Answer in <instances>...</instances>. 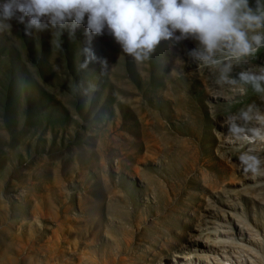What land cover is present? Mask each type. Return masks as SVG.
<instances>
[{
	"label": "rangeland",
	"instance_id": "rangeland-1",
	"mask_svg": "<svg viewBox=\"0 0 264 264\" xmlns=\"http://www.w3.org/2000/svg\"><path fill=\"white\" fill-rule=\"evenodd\" d=\"M11 23L0 264H264V93L240 79L261 74L264 47L204 63L189 38L137 62L83 25Z\"/></svg>",
	"mask_w": 264,
	"mask_h": 264
},
{
	"label": "clouds",
	"instance_id": "clouds-1",
	"mask_svg": "<svg viewBox=\"0 0 264 264\" xmlns=\"http://www.w3.org/2000/svg\"><path fill=\"white\" fill-rule=\"evenodd\" d=\"M13 20L25 25L26 35L52 30L60 36L82 25L89 38L107 33L137 62L148 60L161 42L189 38L199 45L189 54L204 63L222 48L239 59L264 47V31H256L264 28V13L256 14L249 0H0V30H11ZM107 64L101 61L102 70ZM240 79L264 93V69Z\"/></svg>",
	"mask_w": 264,
	"mask_h": 264
},
{
	"label": "bare ground",
	"instance_id": "bare-ground-1",
	"mask_svg": "<svg viewBox=\"0 0 264 264\" xmlns=\"http://www.w3.org/2000/svg\"><path fill=\"white\" fill-rule=\"evenodd\" d=\"M191 254H192V253H191ZM193 255H194V253H193ZM193 255H192V256H193ZM196 255H197V254H196ZM189 257H190V256H187V259H189ZM211 260H212V259H211ZM206 261H207V259H206ZM225 264H226V262H225Z\"/></svg>",
	"mask_w": 264,
	"mask_h": 264
}]
</instances>
